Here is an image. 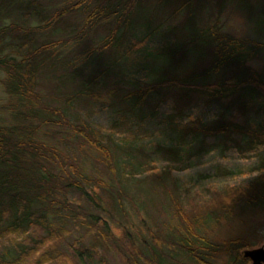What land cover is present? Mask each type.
<instances>
[{"label":"trees","instance_id":"16d2710c","mask_svg":"<svg viewBox=\"0 0 264 264\" xmlns=\"http://www.w3.org/2000/svg\"><path fill=\"white\" fill-rule=\"evenodd\" d=\"M111 1L115 0L104 3L67 0L50 12L40 0H0V19L4 18V23L0 22V85L6 94L0 102V264H18L27 255L34 254L44 257V263L63 252L58 243L68 239L72 241L61 246L73 253L78 264H93V254L102 260L98 251L107 250L110 243L113 248L122 249L128 247V242L133 246V241V264H139V260L143 261L144 248H149L148 234L161 249L154 205L151 206L149 197L137 195V191L156 183L151 179L156 175L159 178L156 187L161 185L165 190V182L166 186L171 183L177 193L174 200L177 214L186 213L181 202L189 198L191 190L171 176V172L183 168L177 165L180 162L187 169L190 163L186 156L194 148L198 149L196 142L188 139L189 134L200 143L210 135H241L240 151H249L259 160L251 167L254 177L249 184L235 188H245L243 199L254 204L264 193V119L241 124L222 118L215 124L180 127V122L190 117L186 112L192 103L190 92H202L217 99L232 97L236 92L264 97V76L246 65L264 46V41L252 43L250 39L222 35L217 23L216 26L197 25L194 16L209 0H199L198 6L194 5L198 0H117L115 5ZM227 1L245 10L248 20L264 36V0H258L256 5L250 0H218L219 12ZM173 5L174 9H167ZM23 8L28 12L20 11ZM185 10H188L187 16L179 20L178 14ZM75 16L81 20L77 22ZM113 16L116 19H111ZM32 18L40 22L34 24L30 21ZM68 18L74 19L77 25L66 23ZM99 26L110 27L112 31L109 30L110 37L86 48V62L95 66L86 77L77 67L62 81L80 80L74 85L73 93L69 95L57 83L52 84L56 96L42 93L39 87L44 79H58L57 71L65 65L59 51L71 42L82 41L86 32L94 28L97 31ZM125 35L128 39L123 38ZM155 40L150 49L145 48L146 43ZM123 62L126 64L120 66ZM142 69L149 73L135 76ZM229 69L232 73L220 77V73ZM110 74L115 76L113 84L107 81ZM97 85L112 99L110 105H122L116 110L120 121L129 119V115L140 118L146 102L152 106L150 116H153L165 102L167 90H178L171 107L173 111L168 113L171 124L165 130L179 132L180 146L168 143L172 138L154 143L166 155L164 171L155 159L141 155L144 147L136 141L124 147L111 137L98 135L90 116L94 110L83 113L87 117L82 119L77 103ZM76 87H79L77 91ZM184 101L187 105L181 108ZM117 123L114 120L112 124ZM42 125L54 130L67 126L82 135L89 149L96 152L97 161L103 163L104 176L94 181L88 176L82 145L73 148L68 144L69 139L59 144L55 140L49 143L35 138ZM225 205L218 206L226 210ZM203 215L211 218L216 212L210 208ZM193 225L186 226L191 237L184 235L168 243L180 248L191 261L169 254L171 264H218L213 261L214 249L195 243L209 241L197 235ZM112 228L123 236V245L112 240L111 236L116 237ZM155 248L150 249L157 255ZM239 251L226 264L245 263L246 258ZM157 256L161 261V255Z\"/></svg>","mask_w":264,"mask_h":264},{"label":"rangeland","instance_id":"374dc122","mask_svg":"<svg viewBox=\"0 0 264 264\" xmlns=\"http://www.w3.org/2000/svg\"><path fill=\"white\" fill-rule=\"evenodd\" d=\"M40 1L45 3L46 7L51 12L54 8L61 6L67 0ZM98 1L104 3L110 0ZM250 1L255 5L258 2V0ZM115 2H117V0L111 5H115ZM217 2L218 0H209V2L205 3L201 12L197 11L198 13L194 16L197 25L203 23L216 26L218 24L217 28L222 35L237 39H250L249 42L252 43H260L261 41H264V36L260 34V30H257V26L253 21L248 20L245 10L240 8L239 5L232 3L233 1H227L219 12ZM199 3V0L194 1L195 6H198ZM167 9H174V5ZM17 11L18 9L16 12ZM20 11L28 12L25 8ZM187 13L188 10L180 12L178 14L179 20H183L184 17L187 16ZM162 16H165V12L162 13ZM111 19L116 18L113 16ZM75 20L78 22L81 20V17L75 16ZM75 20L68 18L65 22L68 23L69 21L70 25L76 26L77 24ZM109 20L110 18L108 21ZM30 21L34 22V24L40 22L37 18H32ZM0 22L4 23V18H1ZM114 24L115 20L111 24L112 29H114ZM110 29V27L103 29L99 26L97 31H95L94 28L93 30L86 32L87 35H85L82 41L71 42L67 48L64 47L61 49L59 53L62 55L60 57H63L65 65H61L57 71V73L60 74L59 78L56 80L51 79L50 81L44 79L43 83H41L43 85L40 84L39 90H41L42 93H48L49 97L56 96V91L54 87H52V84L55 86V83H57V87L67 91L69 95L70 93H73L74 85L76 83L78 84L80 80H68V82L63 83V79L68 78V76H70L69 74H73L71 71H75L77 67L81 69L82 76H87L95 64L91 65L86 62V48L95 46L96 43L105 37H110ZM111 31L112 30H110V32ZM9 38H12V36ZM123 38L128 39L127 35L123 36ZM155 43L156 40L149 44L146 43L145 48L150 49ZM7 52H9V50ZM108 54L109 51L106 50L105 55L108 56ZM124 62L120 66L126 64ZM246 65L259 71L264 76V46H262V48L246 62ZM120 66L118 68H120ZM143 70L144 69L141 71L139 70L135 76H141V74L146 76L145 73H149L148 70ZM230 73H232V70L229 69L226 72L220 73V77L229 75ZM114 79L115 76L110 74L107 81H110L109 83L113 84ZM78 88L79 87L75 88L76 91ZM93 89L95 90L90 89L85 94L81 93L84 95L77 103L79 106L77 110L81 113L82 119L87 117L86 114L83 113L88 112L90 109L94 110L90 113V116L92 114L91 119L94 128L97 129L98 135L106 138L111 137L117 144L123 145L124 147H128V143H134V141H136L140 146L144 147H142L143 152H140L141 155L155 159L157 166L164 171L163 169L167 165V161L165 160L166 155L162 151L156 149L154 143L158 141L164 142L165 140L168 142L170 141L169 139L172 138V141L168 143L173 146H180L179 144L181 143L182 138L177 135L179 132L173 131V133H170L165 130L166 125L171 124L168 118V113L173 111L171 107L175 103L174 97L177 96L178 90H167V94L164 97L165 102L157 108L158 112L153 116H150L152 106L146 102L140 110V118H138V116L129 115V119L124 118V120L120 121L116 110L120 109L122 105H110L112 99L106 94V90L100 85H97ZM241 94L242 93L236 92L232 97L217 99L202 92H190L189 97L192 98V103L189 111L186 109V112L190 113V117L183 119L180 122V127L182 128L185 124V126H200V123L206 122L208 124H215L222 118H229L231 121L241 124L246 121L264 119V97L258 95H252L251 97L244 93ZM240 95L243 96V98H241ZM5 98L6 94H3V88L0 85V102ZM185 104L186 101L181 102L180 107L184 108L187 105ZM138 119L142 120L137 121ZM114 120L118 123L112 124ZM55 129L57 130H54L51 126L48 127L42 125L37 133H35L36 136H34L35 138L48 141L49 143H52L55 140L59 144H63L69 139L68 144L73 148H78L82 145V150H84L82 155L88 176L92 178V181L98 177L104 176L105 168L103 163L97 161L96 152L89 149L88 144L82 135L76 134L67 126L59 129L55 127ZM189 135H191V137L188 138V136H185V138L190 140L193 139L192 142H196L198 149L194 148V151L186 156V159L189 157L188 161L190 163L187 169L185 163L180 162L177 165H181L183 168L171 172V176L179 179L181 184L188 186V189L191 190L189 191V198L186 197V200L181 202L182 206L186 209V213H183L181 216L177 214L174 207L176 203L174 200L177 193L173 190L171 183H168L166 186L165 182V190L161 189V185L160 187H156L157 181L159 180L156 175L151 177L156 183H153L152 186H148L149 184L146 185L148 187L144 186L142 189L144 192L142 190L137 191V195L140 194L142 197H149L151 206H155H153V214L155 217L154 219L158 224L157 229L161 237L160 249L157 247L158 245L154 238L149 234L146 236L148 241L147 246H149V248H144L143 261L139 260V264H160L161 262L171 264L173 263V260L171 259L172 257H169V254L173 255L175 258H185L187 261H191L185 257L184 252L180 248L177 249L170 246V244L168 245L171 240L177 241L179 238L182 239L184 235L191 237L186 230V226L190 223H195L193 229L197 235H200L209 241V243H207V240L206 242L201 243L196 240L195 243L204 244L209 250L214 249L215 256L213 261L218 264H226L231 261V258L235 256L237 250H240L239 253L244 257L243 251L246 248L251 249L264 245V193L261 194L259 201L254 204V202H250L249 199H243L246 195L245 188L238 190L249 184L250 179L254 177L251 167L257 163L259 158L249 151H240L238 145L242 144L243 139L242 136L237 133L218 136L210 135L205 137L206 139L201 142L202 144L197 137L194 138L192 134ZM144 145H146V147ZM164 175L168 176L166 174ZM194 185H197V187L195 188ZM200 188L204 189L202 190ZM174 189L176 188L174 187ZM197 189L199 191H197ZM208 196L209 198H207ZM183 198H185V196ZM222 203L226 204V210H222L223 207L218 206ZM210 208L214 209L216 215L207 218L203 214L208 212ZM111 231L116 236L115 238H113L114 236H111L112 240L116 241L119 245H123V236L118 234L116 229L112 228ZM70 241L72 240L68 239L61 244L58 243V247L63 249V252L58 255L54 254V258L47 260V263H44L78 264L73 253L61 246H67V243ZM133 242L132 244L135 246ZM135 242L140 246L138 241ZM231 242L232 244H230ZM112 244L113 243L109 244L110 246L107 250L98 251L102 254V260L99 261L93 254V258H91L93 264H133L135 249L133 246L129 245L131 242L127 243L128 247L125 248L123 246L122 249L115 246L113 248ZM243 245L246 246L243 247ZM153 246L156 247L157 255H161V261L156 254L152 253L150 248ZM21 256H19V259ZM44 260V257H41L40 255H27L22 261H19L18 264H44L42 262ZM236 264L252 263L246 259L245 263L240 261Z\"/></svg>","mask_w":264,"mask_h":264},{"label":"water","instance_id":"95a60500","mask_svg":"<svg viewBox=\"0 0 264 264\" xmlns=\"http://www.w3.org/2000/svg\"><path fill=\"white\" fill-rule=\"evenodd\" d=\"M243 256L245 258H250L252 264H264V245L251 249H245L243 251Z\"/></svg>","mask_w":264,"mask_h":264},{"label":"flooded vegetation","instance_id":"af4514ba","mask_svg":"<svg viewBox=\"0 0 264 264\" xmlns=\"http://www.w3.org/2000/svg\"><path fill=\"white\" fill-rule=\"evenodd\" d=\"M261 246H263V245H261ZM259 247H260V246H259ZM246 249H248V248H246ZM246 259H248V261H249L250 263H252V261H251L250 258H246Z\"/></svg>","mask_w":264,"mask_h":264}]
</instances>
